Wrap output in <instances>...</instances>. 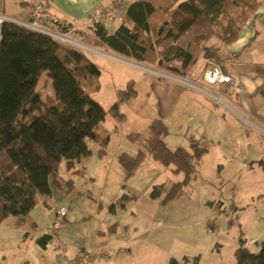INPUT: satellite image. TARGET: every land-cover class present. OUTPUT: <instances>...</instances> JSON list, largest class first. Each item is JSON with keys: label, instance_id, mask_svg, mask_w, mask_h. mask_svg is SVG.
Instances as JSON below:
<instances>
[{"label": "rangeland", "instance_id": "rangeland-1", "mask_svg": "<svg viewBox=\"0 0 264 264\" xmlns=\"http://www.w3.org/2000/svg\"><path fill=\"white\" fill-rule=\"evenodd\" d=\"M20 9L17 0H5L7 14L18 16ZM116 27L108 26L110 31ZM70 32L80 44H67L86 52L101 69L99 75H92L83 82L87 92L106 108L119 100V89L128 88L132 80L137 93L120 103L121 111L125 113L122 120L109 113L101 123L98 131L106 128L111 134L103 153L100 152L98 141L88 138L90 153L77 162L75 169L78 170H69L64 162L60 164L57 175L61 183L51 177V194L39 195L37 204L31 210V215L39 224L38 228L49 225L56 208H68L62 236L69 252L75 249L81 252L90 246L92 240L99 239L107 240L111 249H117L118 254L100 264H168L171 256L177 259L199 256V264H236L235 251L242 239L251 251H258L264 241V131L261 130V134L253 123L229 107L215 113L217 106L220 108L224 100L215 102L217 105L212 104L210 109L215 113L214 119L225 121L226 127L218 125V122L213 127L211 119L210 139L200 143L206 151L199 158L195 171L175 197L166 199L174 183L185 179L183 171H174V165L166 167L147 154L134 174L127 177V171L119 159L123 152L137 154L140 145L129 134L145 132L157 117V102L150 91L148 73L153 72L154 76L165 79V71L134 59L114 56L110 51L104 52V49L94 47L89 37L80 32ZM203 67L202 63L199 64L195 75L200 74ZM257 67L249 65L248 69ZM182 79L185 89L195 93L193 95L199 94L207 102V98L214 100L200 89L212 92L201 80ZM38 90L47 103L55 101L51 80L46 74L42 76ZM179 108L199 113L196 106L189 107L183 99ZM255 119L251 118L256 122ZM254 129L259 134L257 138L252 133ZM175 140L173 142L177 143L169 144L172 148L181 142L177 138ZM69 180H73V186ZM156 184H163L164 187L161 194L154 197L151 193ZM124 193L134 194L136 198L128 201L123 210L113 212L112 204ZM45 200L49 202L48 208L44 207ZM212 202L213 206L210 205ZM220 203L218 212H214ZM114 224L115 230L107 228ZM27 225L23 220L21 227H16V230H23ZM99 229H103L105 234H98ZM8 232L10 236L7 237L12 246L22 237L19 231L0 224V264L1 258L5 256L2 250L9 249V239L4 234ZM1 234L6 238L3 248ZM104 236L106 239H102ZM31 246L27 248V257L37 262L43 257L40 248L35 249L34 244ZM129 248L132 251L127 250ZM52 249L55 258L45 254L46 260L57 264V254ZM77 256L79 254L74 257ZM8 257L11 258L9 252Z\"/></svg>", "mask_w": 264, "mask_h": 264}, {"label": "trees", "instance_id": "trees-1", "mask_svg": "<svg viewBox=\"0 0 264 264\" xmlns=\"http://www.w3.org/2000/svg\"><path fill=\"white\" fill-rule=\"evenodd\" d=\"M263 1L133 0L115 31L95 23L79 32L95 46H107L136 61L184 76L201 59L222 68L227 62V45L238 39ZM47 24L62 32L74 28L54 16ZM100 73L98 64L79 47L11 20L0 22V224L9 216L27 215L39 195H50V178L61 183L57 175L60 164L64 162L73 170L90 153L88 138L98 141L101 153L105 151L111 134L106 128L98 131L101 123L109 113L122 120L125 113L120 103L137 90L130 81L128 88L119 89V100L106 108L82 85ZM44 74L51 80L56 102L47 103L38 90ZM167 133L164 120L154 118L145 132L129 134L140 145L137 154L123 152L119 158L127 177L147 154L166 167L174 165V171H183L185 179L174 183L166 199L180 192L206 151L196 140L187 147L170 148L165 141ZM69 184L73 186V180ZM163 187L156 184L152 196L160 195ZM135 198L124 193L111 210H123ZM44 205L49 206L48 200ZM38 240L43 245L50 235L46 233ZM245 242L242 239L236 248V264H264V241L256 252ZM168 264H199V256L172 257Z\"/></svg>", "mask_w": 264, "mask_h": 264}, {"label": "crops", "instance_id": "crops-1", "mask_svg": "<svg viewBox=\"0 0 264 264\" xmlns=\"http://www.w3.org/2000/svg\"><path fill=\"white\" fill-rule=\"evenodd\" d=\"M111 1L113 0H17V2L21 6V11L17 13L18 16H13L5 12V0H0V13L18 20L25 21L31 18V5L37 2H41L44 4L46 3L48 5V10L51 12L52 16L57 17L58 19H65L74 25L72 33L75 34L79 32V30H83L82 27L90 26V24H88V17L94 7H96L97 5H106ZM119 24L120 23L115 24V26L118 27ZM76 29H78V31H76ZM94 47H100L104 49L102 50L104 52L110 51L114 56H119L127 60L133 59L107 46L94 45ZM225 54L227 56V62L222 66V69L224 72L234 75L236 82L232 86L223 84H206L203 80V72L206 67V61L203 59H201L197 63L193 71L190 70L184 76H179L165 71L163 73V76H165L166 78L161 79L158 76H154L152 74V70L146 69L152 72L148 73L151 79L150 91L154 95L157 102V117L162 118L167 125L168 133L165 137V141L170 148H172L171 145H169L170 143H177L173 142L177 141L175 140L176 138L181 142H179V145L174 146V148L178 146L187 147L192 140L199 141L200 143L201 141L203 142L204 140H209L211 133L210 129L212 128L211 119L213 121V127L217 125V122L218 125H224L226 127L225 121H216L214 119L215 113L219 112V109L223 110V108L226 107L235 110L238 115H241L246 120L253 123L256 128L259 129L261 134V130L264 131V1L257 9V11L251 16V18L244 24L238 39L227 45ZM201 63L204 65L203 71L200 74L195 75L196 69ZM249 65H256L258 67L257 69L250 70L248 69ZM148 66L158 69L151 64H148ZM182 78L201 80L206 86L210 87L209 90L212 92H209L204 88L200 89L209 94V96L213 99V95L216 91L223 92L225 96L224 103L219 106L220 108H218L217 106L215 113H213L210 107L213 106L212 104L217 105L215 103V100L207 98V100H209V103L206 100L205 103V101H203L201 97H199V94L193 95L195 93H190L189 91H187V89H185L182 84V82L184 83ZM182 99L183 102L188 103L189 107L196 106L199 113H192V109L187 111L182 108L181 110V108H179V105ZM250 117L254 119L256 118V122L251 120ZM186 121L188 122L186 123ZM255 131L257 130L254 129L252 133H254V137L257 138L259 134ZM247 138L244 139V142L247 141ZM221 204L222 203L218 204V206L215 207L214 212H218V208L221 207ZM44 207L48 208L45 205ZM31 213L32 212L30 211L25 216H9L5 218L1 223V226L3 224H6L8 229L19 231L20 234H22V237L19 240H16V243H18V247H16V243L12 246L11 240L7 237L10 236V232L4 233L9 239V249L6 251L5 249L2 250V255L5 256L1 258V264H51L52 261L46 260L45 254H51L52 258H55L54 251L52 249V246L50 245V242L41 245L38 240L41 236L47 233L48 226L46 228H38L39 224L37 220L33 218ZM68 214L69 209L66 216H68ZM48 219L50 220V218ZM23 220H25L28 225L25 226V229L23 230L21 228H19V230H16V227H21ZM104 224L105 222L101 224V227H103ZM115 224L110 226L108 225L107 228H110V230H115ZM98 234L104 235L105 232L103 229H99ZM5 235L1 234V248L5 247L6 244V238L4 237ZM105 237L106 236H104V238L102 239H106ZM106 241L107 240L100 241V239L92 240L90 246L86 247L87 249L95 250L101 247L103 244L108 243ZM33 244L35 245V249L36 247L40 248V254H42L43 256L37 262L29 260L28 258L30 257H27V248L30 245L33 246ZM161 248V250H163V247ZM49 250H51V253H48ZM127 250H131V248ZM8 252L11 256L10 259L8 257ZM79 252V249L71 250L70 252L67 249V253L70 258L78 255ZM116 254H118L117 249H111V246L108 243V247L104 250V252L97 256L95 261L91 264H100L101 262H104L105 259L110 258L112 257V255ZM172 257L174 256H171L170 258Z\"/></svg>", "mask_w": 264, "mask_h": 264}, {"label": "built area", "instance_id": "built-area-1", "mask_svg": "<svg viewBox=\"0 0 264 264\" xmlns=\"http://www.w3.org/2000/svg\"><path fill=\"white\" fill-rule=\"evenodd\" d=\"M131 1L133 0H113L106 5H97L88 17V24L93 25L95 23H103L106 26H112L122 22L127 13L128 4ZM30 11L31 18L25 21L0 13V22L11 20L30 29L46 33L62 43L80 44L78 39L75 38L71 32H62L47 24V21L52 15L45 7L44 3H34L31 6ZM203 80L209 85L223 84L232 86L236 82L234 75L224 72L218 63L211 60L207 61L203 72ZM213 97L215 102L221 103L225 96L223 92L216 91ZM67 213L68 209L66 207L62 206L57 209L56 214L54 218L50 220L47 229V233L50 235V245L54 248L57 254V264H91L95 261L97 256L104 252L108 247V243L103 244L95 250L84 248L79 253V256L70 258L67 253V244L62 236Z\"/></svg>", "mask_w": 264, "mask_h": 264}, {"label": "water", "instance_id": "water-1", "mask_svg": "<svg viewBox=\"0 0 264 264\" xmlns=\"http://www.w3.org/2000/svg\"><path fill=\"white\" fill-rule=\"evenodd\" d=\"M210 205H213V202H212V203H210Z\"/></svg>", "mask_w": 264, "mask_h": 264}]
</instances>
